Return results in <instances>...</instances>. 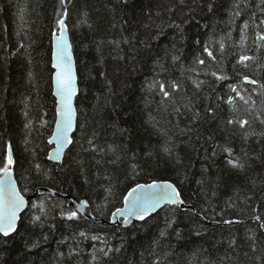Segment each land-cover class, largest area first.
<instances>
[{
  "label": "trees",
  "instance_id": "obj_1",
  "mask_svg": "<svg viewBox=\"0 0 264 264\" xmlns=\"http://www.w3.org/2000/svg\"><path fill=\"white\" fill-rule=\"evenodd\" d=\"M62 18L79 95L58 165L49 140ZM261 21L264 0H0V166L11 147L24 196L49 188L86 200L91 216L70 220L67 200L37 196L0 237V264H264ZM160 181L192 209L103 224L132 188Z\"/></svg>",
  "mask_w": 264,
  "mask_h": 264
},
{
  "label": "snow or ice",
  "instance_id": "obj_2",
  "mask_svg": "<svg viewBox=\"0 0 264 264\" xmlns=\"http://www.w3.org/2000/svg\"><path fill=\"white\" fill-rule=\"evenodd\" d=\"M64 2L65 0H61V4ZM209 10H211V4L209 5ZM63 15L67 16V12L65 11ZM57 23L60 27L61 35L56 42L57 51L55 53L56 63L54 64V67L57 69L55 79L57 87L56 95L60 97V110L58 113L60 119L55 134L57 147L54 150V154L58 159L64 145L73 143L68 133L73 128V117L75 112L72 107V98L76 95L77 89L75 83L76 77L72 70V57L70 53L71 46L63 37L66 24L63 18L58 20ZM261 23H264V21H261ZM245 27H247V25H245ZM257 39L264 42V33H258ZM221 48H223V45H221ZM205 50L207 51V49ZM208 55L212 56V53L208 52ZM249 59L251 58L248 56H242L240 61L244 62ZM199 63L203 64L204 61L200 60ZM244 80L246 83H256L254 80L249 81L248 77H244ZM173 87H175V85ZM160 88L164 96L167 97L169 93L164 90L163 84L160 85ZM232 90L234 92L237 91L236 88H233ZM237 94L239 95L238 92ZM241 99H243V97H241ZM229 102L231 103V98ZM229 123H233V121H229ZM239 123L241 127H243L247 121H240ZM262 123H264V121H262ZM49 142L51 143L52 141ZM226 151L230 152L228 149H226ZM229 163L232 164L233 167H242V165H239L232 160H230ZM12 165V150L9 147L6 163H4L3 166H0V234L4 237H8L17 231V221L20 219L19 214L24 209L26 203L24 196L21 195L16 187L15 181L12 179ZM37 168H39V165H37ZM124 201L125 207L123 209H118L117 212L125 217L126 223L130 222L128 217L131 216L144 220L149 210H154L156 206L162 202L173 205L178 204V202L182 203V201H180V193L170 183H153L150 185L138 184L128 192L127 196L124 197ZM40 207L41 211H43V206L41 205ZM113 215H115V213ZM76 217V211L67 213V218L70 220ZM40 218V216H36L34 217V220L39 221ZM256 219L259 220L260 217H256ZM261 226L264 227V224ZM81 235L83 236L84 233H81ZM105 255H107V253H105Z\"/></svg>",
  "mask_w": 264,
  "mask_h": 264
},
{
  "label": "water",
  "instance_id": "obj_3",
  "mask_svg": "<svg viewBox=\"0 0 264 264\" xmlns=\"http://www.w3.org/2000/svg\"><path fill=\"white\" fill-rule=\"evenodd\" d=\"M60 35H61V31L53 39V54H52V67H53V70H54L53 90H54V97H55L56 103H57V108H56L57 119H56V123H55V127H54V131H53L52 137L49 140V141H52L51 143L49 142L50 145L52 146V150L49 153V161L54 163V164H58V165L62 164L67 151L70 149V147L72 145V143L71 144H65L64 147L61 149L59 158L58 159L56 158V156L54 154V150L57 147V144L55 142V134L57 132V127H58V123H59V119H60V117L58 115L59 110H60V97L56 95L57 87H56V79H55V77H56L57 69L54 67V64L56 63V60H55V53L57 51L56 42H57V39L60 37ZM63 37L67 41V43L71 46L70 53H71V57H72V70H73V73L75 74V77H76L75 83H76L77 91H76V95H74L73 98H72V107L74 109L75 115L73 117V128L68 133L69 137L73 141V136H74V134H75V132L77 130V125H78V113H77V108H76V101H77V97L79 95V80H78V72H77L76 60H75L74 52H73V49H72V43H71V40H70V37H69V33H68V28L67 27H66V29L63 32ZM11 150H12V159H13V164H14V153H13V149L12 148H11ZM12 179L15 181L16 187L20 191L18 182H17L16 177H15L14 169H12ZM153 183H156V184L170 183L180 193L178 188L171 182L160 181V182H152V183H149V184H141V185H150V184H153ZM20 193H21V191H20ZM21 195L24 196L22 193H21ZM39 195H48V196L63 198V199L68 201L69 208L75 210L78 214H80L81 216L85 217L86 219H91V216L88 214L89 203L86 200L72 199L70 196L61 195L58 192H56L54 190H51L49 188H38L33 195L28 196V197L24 196L26 203H25L24 209L19 214L20 219L17 221V230H18V227H19V223L21 221V217L28 210L30 202L32 200H34ZM180 201H182V203L178 202V204H176V205L162 202L161 204H158L154 210L150 209L144 220H140V219L136 218L135 216H131V217H128V219L130 221L128 223L125 222V217L120 215V213L117 212V210H116L114 212L115 215H113L114 214L113 213L112 216L110 217V220L109 221H103V224L111 225V226H114V227H122V228H126L127 229V228H130L135 222H144V221H146L147 219H149L152 216L156 215L157 213H159L161 210H163L165 207H168V206H177L178 205V206H180V208L182 210H191L192 209V207L187 206L184 203L181 194H180ZM124 207H125V201H124L123 207L120 208V209H123ZM239 224H240V222L229 221L226 225L228 227H235V226H237ZM16 232L12 233L10 236L15 234ZM10 236H8V237H10ZM0 237H4V236L2 234H0Z\"/></svg>",
  "mask_w": 264,
  "mask_h": 264
},
{
  "label": "bare ground",
  "instance_id": "obj_4",
  "mask_svg": "<svg viewBox=\"0 0 264 264\" xmlns=\"http://www.w3.org/2000/svg\"><path fill=\"white\" fill-rule=\"evenodd\" d=\"M149 184V183H148Z\"/></svg>",
  "mask_w": 264,
  "mask_h": 264
}]
</instances>
